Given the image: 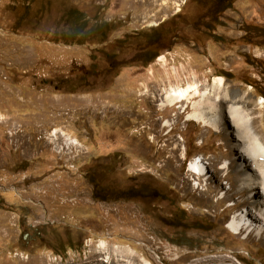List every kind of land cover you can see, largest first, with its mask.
I'll list each match as a JSON object with an SVG mask.
<instances>
[{
    "label": "rangeland",
    "instance_id": "rangeland-1",
    "mask_svg": "<svg viewBox=\"0 0 264 264\" xmlns=\"http://www.w3.org/2000/svg\"><path fill=\"white\" fill-rule=\"evenodd\" d=\"M219 9L0 0V264H264V234L229 228L259 201L257 189L240 192L246 141L232 103L212 93L213 111L199 96L160 106L172 88L222 78L218 93L252 101L249 118L264 119V0ZM74 10L89 26L111 23L105 40H62ZM196 109L219 118H190ZM195 158L205 175L189 172ZM90 176L157 198L97 200Z\"/></svg>",
    "mask_w": 264,
    "mask_h": 264
},
{
    "label": "bare ground",
    "instance_id": "bare-ground-1",
    "mask_svg": "<svg viewBox=\"0 0 264 264\" xmlns=\"http://www.w3.org/2000/svg\"><path fill=\"white\" fill-rule=\"evenodd\" d=\"M216 81H217L216 86H214L213 89L210 90H207L205 88L200 89V87L195 84H188L185 88H180V87L172 88L167 95L165 94L166 95L165 99L163 100L161 105L160 104L159 105L162 107L164 104H169L168 106H173L175 103L177 104L178 102L188 103L191 101V99L195 98L196 96H199L203 98V100L208 99L209 104H207L206 107L208 106L210 111H213V105L212 103L210 104V101L212 100L210 94L212 93L214 94V96H216V97L213 96V102L215 99H218L219 103L222 102L223 103L228 102V104L232 103V105L228 108L229 115L232 118L231 119L232 122L240 132L238 137L241 140L246 141L245 147L243 148L245 152L243 153L244 156L241 155V157L240 156L238 157V160H240V158H243V164H245L244 165L245 171L241 172L242 173L241 176H244L243 180H241L242 181L241 186L243 185V188H245L246 190L240 192L241 193L248 192L249 194H252L255 189H257V191L260 192H257V194L259 195V201H255V200L252 201L249 198L250 200H247V202L244 205V209L246 210V212H242V211L241 212L239 211L240 213L237 212L238 214H236V217L229 224V228L234 233V235L237 234L239 229L240 228L242 229L243 227H246L245 230L253 228L257 234L263 235L264 234V197L261 198V194L264 196V130H261V135L259 137L255 135L253 136L250 130L251 127L264 121V119L257 120V119L249 118L250 114L248 113L247 108L249 106H252V101L251 102L247 101L244 98H240V100H236V96L234 97V99L231 98L232 99L231 101H227V96L218 93L221 91L220 87L223 84V79L217 78ZM201 102L195 104L193 103V107L197 105V107L200 108L201 105L205 104L206 101H204L203 103ZM237 104H242V106L239 107ZM194 112L191 116L189 115L190 118L193 117L194 119L204 120V123L206 122L205 124L208 125L212 123V119L215 120L219 118L218 114L217 115L214 114L212 115V118L210 117L211 119L207 118L208 120L206 121L205 114L202 111L196 109V112L195 113ZM166 124H168V122H166ZM57 147L55 146V148ZM188 167L190 173L198 176L205 175L206 174L205 172L207 171L205 165L202 164L200 158L193 159L189 163ZM253 167L255 170L253 169ZM238 171L240 175V170ZM254 172H257V175H254ZM251 211L254 213V215H252ZM101 260L104 263L107 262L105 258Z\"/></svg>",
    "mask_w": 264,
    "mask_h": 264
},
{
    "label": "trees",
    "instance_id": "trees-1",
    "mask_svg": "<svg viewBox=\"0 0 264 264\" xmlns=\"http://www.w3.org/2000/svg\"><path fill=\"white\" fill-rule=\"evenodd\" d=\"M78 15L79 14L76 12V10L70 11L67 14V28L60 33L62 40H75L78 44L86 42L91 37H95V39L99 40H105L108 31H111V28L108 30V28L111 26V23H99L89 26L88 23L82 22ZM89 182L93 187L94 197L101 201H107L110 198L116 200H118L117 198H125L124 200L129 201L140 200L141 202H150L157 198L156 192L154 190L142 186L137 188L128 187L125 189L114 190L113 188L101 185L99 181H96L91 176L89 178Z\"/></svg>",
    "mask_w": 264,
    "mask_h": 264
},
{
    "label": "flooded vegetation",
    "instance_id": "flooded-vegetation-1",
    "mask_svg": "<svg viewBox=\"0 0 264 264\" xmlns=\"http://www.w3.org/2000/svg\"><path fill=\"white\" fill-rule=\"evenodd\" d=\"M219 4V14L225 13L228 9H230V6L233 4L235 0H216Z\"/></svg>",
    "mask_w": 264,
    "mask_h": 264
}]
</instances>
